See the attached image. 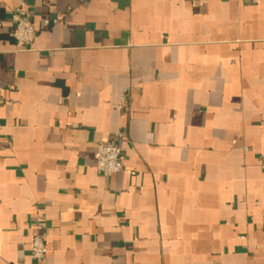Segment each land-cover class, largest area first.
I'll return each instance as SVG.
<instances>
[{"label":"crops","instance_id":"crops-1","mask_svg":"<svg viewBox=\"0 0 264 264\" xmlns=\"http://www.w3.org/2000/svg\"><path fill=\"white\" fill-rule=\"evenodd\" d=\"M19 1L0 0V264H37L36 223L41 264H264V0H24L17 49Z\"/></svg>","mask_w":264,"mask_h":264},{"label":"built area","instance_id":"built-area-1","mask_svg":"<svg viewBox=\"0 0 264 264\" xmlns=\"http://www.w3.org/2000/svg\"><path fill=\"white\" fill-rule=\"evenodd\" d=\"M11 19L14 22L12 36L17 49H26L33 41L36 28L34 27L29 11L25 7V1L20 0L17 7L11 13ZM56 19L45 18L43 26L47 27L50 24H55ZM96 162L95 169L98 173L109 176L117 173L123 168L121 158V149L115 138H110L106 141H101L96 145ZM35 232L30 244V257L41 264L47 253V246L43 235V225L36 223L34 226Z\"/></svg>","mask_w":264,"mask_h":264}]
</instances>
